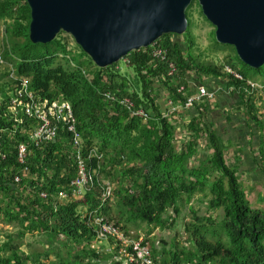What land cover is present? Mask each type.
<instances>
[{"label": "trees", "instance_id": "trees-1", "mask_svg": "<svg viewBox=\"0 0 264 264\" xmlns=\"http://www.w3.org/2000/svg\"><path fill=\"white\" fill-rule=\"evenodd\" d=\"M20 2L0 0V19L10 21L6 27L5 58L13 64L17 75L30 79L32 89L49 98L61 97L71 103L85 145L97 146L104 153L106 177L113 179L122 175L131 181L124 186L120 183L117 190L118 219H114L109 204L103 214L126 231L129 228L123 222L174 227L175 217L181 214V202L184 199L191 202L196 194L208 192V210L217 217L200 215L192 207L193 221L185 225L188 242L162 240L161 249L153 242L150 248L156 264H264V210L251 205L240 180L239 168L227 163L224 138L212 124L205 122L208 107H195L189 124L194 139L178 151L177 128L164 116L158 85L166 86L174 103L185 104L187 97L178 92L177 86H185L187 96L192 95L188 81L191 76L201 79L204 74L222 78L226 74L232 79L228 88L237 85L235 87L243 93L246 86V91L252 89L249 82L256 78L264 81V65L253 68L245 64L234 47L217 41L215 32L217 45L234 49L236 60L243 67L237 69L233 60L228 66L237 69L244 80L198 62L193 54L195 39L187 10L188 31L182 36L168 34L159 40L169 51L168 60L177 66L176 81L173 82V76L169 75L167 61L155 60L148 47L124 58L127 65L135 69L133 83L121 73L118 63L100 68L80 46L81 55L72 57L75 65L57 63L61 54L71 62L68 45L58 37L48 44L33 43L30 40L31 9L27 0ZM181 41H185L186 49ZM82 57H87L88 61H83ZM9 81L0 85V95L4 97L0 101V151L4 154L0 156V215L7 223L16 222L20 231L18 235H8V240L0 245V264L110 262L112 253L99 252L93 247L97 240L86 217L88 210H95L101 204L100 187L90 188L80 200L57 201L59 193L69 190L77 174L69 133L63 131L55 142L42 147L33 146L28 162L30 178L23 179L20 184L14 182L21 169L17 146L20 142H30L26 130L37 123L25 117L18 122L13 117L9 99L17 83ZM108 90H119L118 96H131L138 106L148 110L150 118L144 121L132 116L119 103L110 104L103 96ZM245 95L243 93L241 98L243 102L247 99ZM245 105L248 115L260 122L255 100L249 98ZM260 128L263 130L262 125ZM203 134L207 135L211 153L194 164ZM254 164L264 174L263 136L259 158ZM43 192L48 193V199L41 198ZM218 211L223 212L221 216ZM34 231L44 236L42 244H47L48 249H31L26 253L22 250V240L26 232ZM51 255L56 256L55 260L46 261Z\"/></svg>", "mask_w": 264, "mask_h": 264}, {"label": "water", "instance_id": "water-1", "mask_svg": "<svg viewBox=\"0 0 264 264\" xmlns=\"http://www.w3.org/2000/svg\"><path fill=\"white\" fill-rule=\"evenodd\" d=\"M194 0H27L30 40L48 44L63 31L93 62L107 68L163 36L184 35ZM217 41L245 64L264 65V0H197Z\"/></svg>", "mask_w": 264, "mask_h": 264}, {"label": "rangeland", "instance_id": "rangeland-1", "mask_svg": "<svg viewBox=\"0 0 264 264\" xmlns=\"http://www.w3.org/2000/svg\"><path fill=\"white\" fill-rule=\"evenodd\" d=\"M20 1L21 4L24 2V0H20ZM188 15L191 21L190 29L195 39L193 54L197 58L198 62L202 64L213 65L215 67H218L220 68L222 73L223 72L227 73L226 68L228 67V62L232 60L234 61L237 69L243 67V65L240 62H238V60H236V53L232 47H222L215 43L214 32L216 31V28L203 14L201 5L199 4L198 1H193L192 7L188 9ZM9 22L10 21L0 19V45L2 49H4L6 44V40H5L6 27H7V23ZM57 37L68 45V49L70 51V55L68 59L69 61L71 60V62H68L63 58V55L61 54L60 58L57 60V63H62L65 65H69V64L75 65V62L72 59V57L81 55V49L77 45L75 39L73 38L72 35L63 31ZM184 42L185 41H183L182 43L184 44V48L186 49ZM82 60L88 61V58L82 57ZM118 64L121 73L127 76L130 79V81L134 83L136 79L135 69L127 65L124 59H121L118 62ZM11 65L13 64L7 60V66H3V67L0 66V85L10 82L9 71ZM91 68L94 69L93 66ZM237 69L235 70L238 71ZM202 78L203 79L212 78V80H215V78L217 77H210L208 75L203 74L201 76V79ZM221 79L222 82H224V84H228L232 82L231 77L227 76L226 74H224ZM253 82L258 85L256 89H251L246 91L247 88L246 86L243 93L247 94L245 95L247 99L250 98L255 100V111L257 113L260 122L256 121L255 119L250 117V115H248V108L245 105L247 99L244 98L245 102L242 101L241 98L243 96V93L239 92V88L235 87L237 85L232 86L233 88L231 90L232 91L234 90L233 92L239 93L240 95L239 100L241 99V101L240 102L232 101V99H234L238 95L237 93L236 94L224 93V96L228 98V101L221 104L222 102H220L218 98L211 104L213 107L211 111L217 110L221 114L223 119L222 120L223 125H229V122H227V117L231 118L232 121H234V123L228 126V128H224V131L222 132L225 143L227 145V151H226L227 163L230 166L239 168L240 180L244 190L247 193L251 205L255 208L264 210V174L260 170L254 172H249V170L246 171V167H248L249 164L251 165L254 164L256 158H259V146L252 147L253 152L249 156L250 162L249 161L247 162V155L244 152V146L240 144V140L237 139L235 136L229 137L232 133L235 134L230 129H236L238 126L246 127L247 132H249L247 137L248 140L254 141L259 136L260 138H262V136L264 137V81L262 79L256 78ZM224 84L223 86L226 89ZM159 89H160L161 99L165 98L169 94L166 86L161 85ZM194 114H195V110L193 111L185 110L178 112L177 115H174L172 123L177 128L176 147L178 151H181L190 141L194 139V134L189 127V124ZM258 123L262 125L263 130L262 128H260V125ZM199 143L200 146H199L198 154L195 155V159L193 160L194 164H198L199 161H201V159L204 156L211 153V151L208 148V138L206 134H203L201 136V138L199 139ZM255 144L256 143H254V145ZM254 165L257 168V164ZM103 176L105 178V181L111 182L114 185V197L112 201L109 203V205L112 209V215L114 219L117 220L118 217L116 216V213L117 211H119V198H118L117 190L120 187V183L123 184L124 186L130 183L131 181L124 178V176L122 175H119L117 178L114 177L113 179L106 177L104 173ZM122 178L124 179L123 182L121 181ZM28 194L29 193H27V195ZM208 201H209L208 192L206 194H196L192 198L191 202H187V200L184 199L181 202V214L175 217L176 224L174 227H170V225H167L166 228H162V227L149 225L146 222H140V221L130 222L128 224L123 222V224L128 226L129 232L133 233L135 237L144 238V239L147 238L151 244H153L154 242L156 245H158L159 249H161L163 246L162 240L168 243H171L173 240H177L181 242V244H186L188 242L187 239L188 234L186 233L185 225L186 223L193 221L192 207L196 211H198L200 215L216 216V213L208 210ZM222 213H223L222 211L217 212V214H219L220 216ZM0 223H1L0 245H2L5 241L8 240V235H18V232L20 231V227L18 224L17 226L12 227L13 223H7L4 222L3 220H1ZM44 239H45L44 236L39 231L26 232L25 237L22 240L23 241L22 250L25 251L26 253H29L31 249L42 250V251L46 250L48 249V245L42 244L43 242L42 240ZM44 242H46V240ZM93 247L99 252H108L111 246L106 242L96 241L93 244ZM55 258H56L55 255H51L46 261H52L55 260ZM107 264H115V263L113 262L111 263L110 261Z\"/></svg>", "mask_w": 264, "mask_h": 264}, {"label": "built area", "instance_id": "built-area-1", "mask_svg": "<svg viewBox=\"0 0 264 264\" xmlns=\"http://www.w3.org/2000/svg\"><path fill=\"white\" fill-rule=\"evenodd\" d=\"M155 60L167 61L169 75L176 81L177 66L168 60L169 51L159 42L150 46ZM128 57V56H127ZM129 63V61L127 60ZM0 66H7L4 49L0 45ZM119 68V66H118ZM227 74L237 80L243 81L244 77L235 69L228 66ZM9 79L17 84L10 93L9 108L16 119L21 122L22 118H29L37 123V126L26 130L30 142H20L17 146V161L20 165V172L14 177V182L22 183L23 179L30 178L31 169L28 164L32 153V147H42L45 144L55 142L66 131L71 136L73 157L76 165V177L71 181L69 190H63L57 196V201H76L82 199L90 188L98 185L101 193V204L95 210H88L89 227L94 232L96 240L106 242L111 247L108 250L114 256L111 263L115 264H156L152 256L151 243L146 238H137L133 233L126 231L115 220L103 214L104 208L114 197V185L105 181L103 176L104 153L97 146H86L82 136L78 132L77 118L71 103L61 97L49 98L42 92L31 88L30 79L17 75L13 65L10 66ZM252 89L258 86L249 82ZM158 85H163L159 83ZM178 92L187 97L185 104H176L173 99L166 96V110L164 116L173 121L174 115L180 111L194 110L196 106L201 107L208 101L215 99L217 91L209 89L205 85L197 86L196 93L186 94L185 86L178 85ZM119 90L103 92V96L110 104L119 103L134 117L147 121L150 113L142 106H138L129 95L118 96ZM203 107L201 108V110ZM0 156L4 154L0 151ZM41 198L48 199L46 192L41 193ZM146 240V241H145ZM107 264L101 262L100 264ZM109 263V262H108Z\"/></svg>", "mask_w": 264, "mask_h": 264}, {"label": "crops", "instance_id": "crops-1", "mask_svg": "<svg viewBox=\"0 0 264 264\" xmlns=\"http://www.w3.org/2000/svg\"><path fill=\"white\" fill-rule=\"evenodd\" d=\"M188 81L190 83V88H191L192 94L196 93L197 88H198L197 86H199L201 84L205 85L209 89L217 91L215 99H213L212 101H208L207 103L204 104L205 107H208L209 112H210L209 115H207V117L205 118V122H208L209 124H212L213 125V129L218 130L219 134L224 138V136L222 135V132L224 131V128H228V126L233 124L234 121H232L231 118L227 117V122H229V125H223V122H222L223 119H222L221 114L217 110L216 111H211L213 109L211 104L215 100H217L218 98H219V101L222 102L221 104H223L224 102L228 101V98L226 96H224V93H226V94H236L237 92H233L234 90L233 91L231 90L232 87L228 88L227 84H224V82H222L221 78H215V80H212V78L199 79L196 76H193V77L191 76V77L188 78ZM223 84L225 85L226 89L224 88ZM0 88H1V86H0ZM237 94L238 95L234 99H232V101H235V102H237V101L240 102L241 101V99L239 100V98H240L239 93H237ZM165 98L162 99V102L164 104V109L166 110L167 105H166ZM3 99H4V97L0 95V101H2ZM217 125H218V128H217ZM230 130H232L235 134L230 132L232 134L229 137L235 136L237 139L240 140V144H242L244 146V152L247 155V162L248 161L250 162V160H249L250 157L249 156L253 152L252 147L253 146H259L260 147V143H261L260 136L256 140L252 141V140H248V138H247L249 132H247L246 127L238 126L236 129H230ZM229 137H228V139H229ZM245 139H246V141H245ZM254 143H256V144L254 145ZM239 147H241V146H239ZM248 170H249V172L258 171V169H256V167L252 166L251 164H249L248 167H246V171H248ZM1 198H2V196H0V202H1ZM6 201H7V199H5V202ZM1 220H3L2 215H0V222H1ZM16 224L17 223L14 222L12 227H15ZM0 226H1V223H0Z\"/></svg>", "mask_w": 264, "mask_h": 264}]
</instances>
